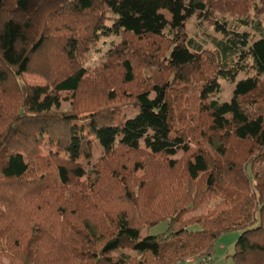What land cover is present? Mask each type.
I'll list each match as a JSON object with an SVG mask.
<instances>
[{
    "label": "trees",
    "instance_id": "obj_1",
    "mask_svg": "<svg viewBox=\"0 0 264 264\" xmlns=\"http://www.w3.org/2000/svg\"><path fill=\"white\" fill-rule=\"evenodd\" d=\"M71 1L77 2L76 11L81 14L90 13L95 4V0ZM27 2L0 0V83L26 72L42 46L43 36L31 47L17 46L20 31L30 26L22 17L28 12ZM106 2L115 16V31L150 40V59L157 61L162 55L163 69L171 72L172 83L180 88L174 95L170 80L150 78L131 97L135 110L123 115L112 106L74 113L58 110L61 94L78 90L83 69L62 75L49 88L25 86L18 108L11 112L12 124L4 134L0 131V264H185L188 258L212 256L217 239L232 229L241 231L234 244L237 262L264 264V169L257 175L253 171V165L264 164V80H260L264 75V17L248 16L256 3ZM9 3H13L12 13L2 17ZM160 8L174 15V29L166 36L167 54H161L159 46L166 25ZM232 13L239 18L225 16ZM194 15L221 36L211 38L213 50H204L202 42L184 33L185 19ZM244 53L250 59L252 76L236 81L231 99L220 101L217 80L234 78L236 57ZM123 71V82H131L134 68L128 60ZM187 84L189 91L184 88ZM192 91L195 116L186 118ZM176 98L183 108L177 106ZM191 144L197 147L192 149ZM32 145L39 155L44 148L54 159L48 164L27 159L26 151L32 155L36 149ZM118 150L161 160L182 150L184 173L175 182L157 183L158 196L149 199L142 185L136 191L126 184L118 189L116 199L91 202V210H84L79 200L63 198L65 187L87 176L89 166L99 165L92 158ZM168 166L176 165L169 160ZM100 171L95 172L93 188L105 176ZM198 179L202 186L197 185ZM208 191L213 193L211 198ZM41 194L55 200L48 208L51 226L42 220L38 208L30 221L22 220V203L14 207L12 202ZM193 209H201L202 214L189 215ZM160 222H166L162 231L141 233L145 226Z\"/></svg>",
    "mask_w": 264,
    "mask_h": 264
},
{
    "label": "rangeland",
    "instance_id": "obj_2",
    "mask_svg": "<svg viewBox=\"0 0 264 264\" xmlns=\"http://www.w3.org/2000/svg\"><path fill=\"white\" fill-rule=\"evenodd\" d=\"M251 2L256 3V8L254 12L249 10L248 16L264 17V0H248L247 4H251ZM12 5L13 3H9L8 8L6 6V10L1 12L2 17L12 13L10 12ZM76 6L77 2L73 3L71 0H28L26 7L28 12L22 17L25 21L29 20L30 26L22 28L20 31L17 46L31 47L32 42L34 43L41 36H43V42L38 52L31 57V63L26 72L17 78L11 77L0 83V131L2 134L6 131L7 125L13 122L11 112L19 105L25 86L36 85L46 88L49 84L52 85L53 81L61 78L62 75L83 69L85 73L78 90L73 94H61L60 109L58 110L74 113L83 111L82 109L85 108L112 106L120 109L124 115L135 110L131 97L139 91L146 80L150 78L151 80H172L171 72L165 71L164 66L160 63L164 61V59L161 60L162 55L157 61L150 59V53L153 49L150 46V40H141L127 33L115 31L113 26L115 16L107 6L106 0H95L94 8L89 11L90 13L83 12L81 14V12L76 11ZM159 11L166 19L163 38L160 39L159 46L161 47V54L162 52L167 54L170 42L166 36H169L170 31L174 29L172 24L174 15L163 8H160ZM225 16L229 19H236L240 15L232 13ZM91 20L95 22L92 23ZM184 23L183 31L186 36L194 38L196 42H202L204 50H213L214 44L211 40L213 36L218 37V39L221 38V36L214 34L212 26L207 21H202L195 15L186 18ZM127 60L134 68V77L131 82H123L124 62ZM233 70L236 73L234 78L230 79L223 76L217 80L219 89L216 98L220 101L231 99L236 81L252 76L250 59L246 53L236 57ZM260 80H264V75L260 77ZM190 84L184 87L187 91L190 90ZM170 86L172 93L175 92L176 88H180L172 81ZM192 92L189 94V101L186 105V118L195 113L192 110L195 109L196 100L193 99L196 95L194 91ZM175 100L177 106L183 108L182 102L178 98ZM189 119L185 120L183 124H188ZM32 147L36 149H33L32 155L26 151V157L27 159L31 158L34 163L48 164L50 160L54 159V157H50L51 154L50 156L47 154L44 148H40L39 153L41 155H39L37 147L34 145ZM191 147L193 149L197 145L191 144ZM137 156L143 155L118 150L107 157L92 158V162L99 161L97 163L99 165L89 166L87 170L90 172L87 176L80 180H74L65 187L62 192L63 198L73 199V202L79 200V204L85 208L84 210H91V202L100 204L104 198H115L118 196V189L126 184L136 191L142 187L146 191L144 196L149 199L154 194L158 196L155 193L157 183L161 184L165 180H168V183L175 182L184 173L186 155L182 150L166 157V160H161L159 157L153 158L154 156L145 155V158H138ZM169 160L176 166L169 167ZM126 165L128 168L124 169ZM100 169V172L105 176L102 180L96 181L93 188L92 180L95 178V172ZM260 169H264L263 163L253 165V171L256 175L260 173ZM46 170V173L50 171L49 169ZM256 179H253L252 185L255 184ZM196 182L198 186L203 184L201 179ZM208 195L211 198L213 193L209 192ZM57 198L59 195L56 196ZM59 201L57 200V202ZM12 202L14 207L16 202L22 203V210L19 212L22 220L30 221V217L36 213V208H38L43 213L42 220L46 224L52 225L50 224L52 223V210L48 208L53 207L50 206L55 202L53 197L47 194L24 195L21 201L18 199V201L12 200ZM201 211V209L200 211L193 209L188 214L191 216L199 215L202 214ZM134 213L137 219L139 218L141 221L140 213L138 211ZM146 227L142 230V234H155L166 227V222H160L149 228ZM240 232L239 229L225 231L215 242L212 256H205L201 259L188 258L185 264H198L200 261L206 264H239L233 254L234 244ZM3 260L5 263L8 262L5 257Z\"/></svg>",
    "mask_w": 264,
    "mask_h": 264
},
{
    "label": "built area",
    "instance_id": "obj_3",
    "mask_svg": "<svg viewBox=\"0 0 264 264\" xmlns=\"http://www.w3.org/2000/svg\"><path fill=\"white\" fill-rule=\"evenodd\" d=\"M191 259V258H190Z\"/></svg>",
    "mask_w": 264,
    "mask_h": 264
}]
</instances>
